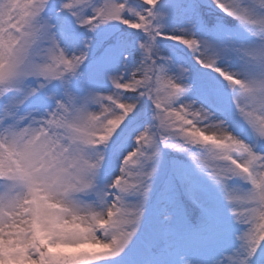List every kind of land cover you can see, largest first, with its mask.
Wrapping results in <instances>:
<instances>
[{
    "label": "snow or ice",
    "instance_id": "1",
    "mask_svg": "<svg viewBox=\"0 0 264 264\" xmlns=\"http://www.w3.org/2000/svg\"><path fill=\"white\" fill-rule=\"evenodd\" d=\"M0 264H264V0H0Z\"/></svg>",
    "mask_w": 264,
    "mask_h": 264
}]
</instances>
